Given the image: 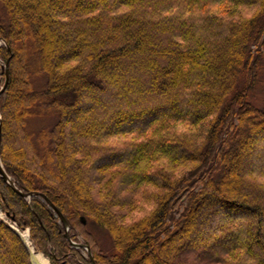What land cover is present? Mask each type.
I'll return each mask as SVG.
<instances>
[{
	"label": "trees",
	"instance_id": "trees-1",
	"mask_svg": "<svg viewBox=\"0 0 264 264\" xmlns=\"http://www.w3.org/2000/svg\"><path fill=\"white\" fill-rule=\"evenodd\" d=\"M0 10V264H264V0Z\"/></svg>",
	"mask_w": 264,
	"mask_h": 264
},
{
	"label": "water",
	"instance_id": "water-1",
	"mask_svg": "<svg viewBox=\"0 0 264 264\" xmlns=\"http://www.w3.org/2000/svg\"><path fill=\"white\" fill-rule=\"evenodd\" d=\"M7 61H8V60H7ZM7 61L5 62V78H4V82H3V84H2V87L0 88V94H1L2 91L4 90V88H5V84H6V67H7ZM0 178L2 179V181H4L5 183H7V184L9 185V187H10L15 193H17V194H18L19 196H21L22 198H29L30 196L34 195V194H32V193H31V194H23V193L17 191V189L14 187L13 183L11 182L10 178L4 173V171H3L2 167H1V164H0ZM58 216H59V219H60L61 224L63 225V227L65 228V231H66V230H67V228H66V227H67L66 222L64 221V219H63L60 215H58ZM80 221H81L82 224L84 223V221H83L82 219H80ZM16 232H17V231H16ZM17 235H18V237L20 238L21 242L23 243V245L25 246V248H26V250H27V252H28L29 263H30V264H33L32 261H31V257H30L29 251H28L26 245L24 244V242H23L22 239H21V234L17 232ZM64 237H65L67 240H69V238H68L66 232L64 233ZM70 244H71V246L74 247V248H79V249L86 250L87 255H88V257H89V252L87 251V248L84 247L82 244H74V243H72V242H71ZM91 264H93V263L91 262Z\"/></svg>",
	"mask_w": 264,
	"mask_h": 264
},
{
	"label": "rangeland",
	"instance_id": "rangeland-1",
	"mask_svg": "<svg viewBox=\"0 0 264 264\" xmlns=\"http://www.w3.org/2000/svg\"><path fill=\"white\" fill-rule=\"evenodd\" d=\"M0 15H1V10H0ZM3 44H4V42H3V40H1L0 39V88L2 87V84H3V82H4V62H3V59H2V56H1V53H2V48H3ZM263 73H264V71H263V69L261 70V72L259 73V79H262V76H264L263 75ZM259 88V87H258ZM255 97L256 98H258V97H260L259 95H255ZM31 130H35L34 128L32 129V128H30ZM11 147V146H10ZM13 147V146H12ZM11 147V148H12ZM13 148H16L15 146L13 147ZM5 218H4V216L1 214V212H0V220H4ZM25 232V234H27V230H25L24 231ZM23 233V232H22ZM21 234V233H20ZM27 237V236H26ZM99 237V239L100 240H102L104 243H107L106 242V239L104 238V236L103 235H99L98 236ZM22 239V238H21ZM28 239V238H27ZM83 250V249H82ZM41 254V253H40ZM47 259V258H46ZM47 262H48V260H47ZM34 264H37V262H35L34 261ZM49 264V263H48Z\"/></svg>",
	"mask_w": 264,
	"mask_h": 264
}]
</instances>
